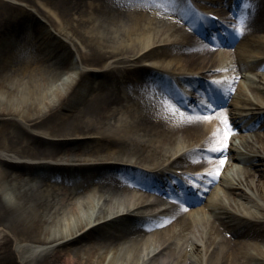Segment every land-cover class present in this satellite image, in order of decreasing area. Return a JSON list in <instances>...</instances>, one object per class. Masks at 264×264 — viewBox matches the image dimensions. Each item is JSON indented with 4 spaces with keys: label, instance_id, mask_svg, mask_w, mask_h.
I'll use <instances>...</instances> for the list:
<instances>
[{
    "label": "bare ground",
    "instance_id": "1",
    "mask_svg": "<svg viewBox=\"0 0 264 264\" xmlns=\"http://www.w3.org/2000/svg\"><path fill=\"white\" fill-rule=\"evenodd\" d=\"M243 3L254 25L234 0H0V264H264V0ZM204 85L218 108L184 110ZM233 169L203 218L193 191ZM119 176L139 195L97 207Z\"/></svg>",
    "mask_w": 264,
    "mask_h": 264
},
{
    "label": "rangeland",
    "instance_id": "2",
    "mask_svg": "<svg viewBox=\"0 0 264 264\" xmlns=\"http://www.w3.org/2000/svg\"><path fill=\"white\" fill-rule=\"evenodd\" d=\"M146 6H153V4H151V3H148V4H145ZM133 6H137V3H135ZM245 12V14L246 13H248V8L244 11ZM263 13H264V10H263ZM242 16H243V18L245 17L244 16V13L242 14ZM263 16V18H264V15H262ZM246 18V17H245ZM262 18V19H263ZM250 19V17L249 18H247L246 20H249ZM263 22H264V20H262ZM8 23H9V21H7V22H2V25H3V29L4 30H6V28L9 26L8 25ZM264 26V25H263ZM183 29L184 30H186L187 31V28H184L183 27ZM9 30H10V28H8L6 31H5V34H7L8 32H9ZM258 34H259V36H261L262 37V40L264 39V31L262 30V29H260V31L258 32ZM263 42H264V40H263ZM263 44V43H262ZM263 48H264V45H263ZM69 59H71V57H69ZM73 59V58H72ZM44 63V62H43ZM46 65V63L43 65V66H45ZM62 71H65V68L64 69H62L60 72H62ZM59 72V73H60ZM242 79H240V80H238V81H236V83H235V87H237V85L240 83V82H242L241 81ZM234 93H235V91H233V95H234ZM252 96V95H251ZM228 99V103L230 104L228 107L229 108H227V109H233V98L232 99H230V98H227ZM252 99H253V97H252ZM238 101V103H239V100H237ZM223 111V110H222ZM258 133H260V135L262 136V135H264L263 133H261L260 131H258ZM257 144L259 145V146H261L262 145V143L260 144L259 142H257ZM229 163V162H228ZM239 167L240 168H243V169H245V167H247V165L245 164V165H242V164H239ZM212 218V217H211ZM211 218H209V219H211Z\"/></svg>",
    "mask_w": 264,
    "mask_h": 264
},
{
    "label": "snow or ice",
    "instance_id": "3",
    "mask_svg": "<svg viewBox=\"0 0 264 264\" xmlns=\"http://www.w3.org/2000/svg\"><path fill=\"white\" fill-rule=\"evenodd\" d=\"M230 131V130H229ZM228 134L226 132L225 137H224V143H223V147L219 148V149H214L213 151H216L218 153H223L226 149H227V145H228ZM225 163V160L221 159L220 160V164L221 166H223V164ZM216 175H219V171H217Z\"/></svg>",
    "mask_w": 264,
    "mask_h": 264
}]
</instances>
